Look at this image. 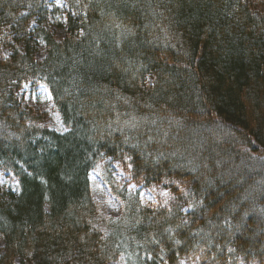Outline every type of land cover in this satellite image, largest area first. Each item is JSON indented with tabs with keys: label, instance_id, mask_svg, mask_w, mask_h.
Masks as SVG:
<instances>
[{
	"label": "trees",
	"instance_id": "trees-1",
	"mask_svg": "<svg viewBox=\"0 0 264 264\" xmlns=\"http://www.w3.org/2000/svg\"><path fill=\"white\" fill-rule=\"evenodd\" d=\"M0 46V170L17 182L0 264H264L263 0H0ZM36 79L65 133L22 105ZM113 161L108 216L88 177ZM164 182L162 205L127 189Z\"/></svg>",
	"mask_w": 264,
	"mask_h": 264
},
{
	"label": "rangeland",
	"instance_id": "rangeland-1",
	"mask_svg": "<svg viewBox=\"0 0 264 264\" xmlns=\"http://www.w3.org/2000/svg\"><path fill=\"white\" fill-rule=\"evenodd\" d=\"M50 1L55 7H62L63 0ZM57 19V15H54L52 18L53 22L52 24H50V28L55 34H57V36H61L63 35L65 28L63 27L62 22L57 21ZM54 21L57 22L55 23ZM44 52V46L41 45L37 51L38 58H42L44 56ZM9 53V49H2L0 46V55H2L3 57H7ZM20 98V101L25 108L31 109L32 111H35L37 113H44L45 123L49 130L55 131L60 134L66 132L59 114L52 108V97L51 95H49L43 81L36 79L26 83L25 85L23 84V90L21 92ZM117 163L118 162L113 161L109 170L107 171H104L102 167H97L95 170L89 173L88 177L89 189L92 199L98 207L105 211L108 216H115L116 214H118L119 207L116 200L111 196L109 187L104 182V180L107 179L110 181L123 182L125 177L124 171L120 169ZM165 183L166 182L157 187L148 188H141L139 186L134 187L133 185H129L127 189L139 194V199L142 206H153L158 202H162L160 203L162 205L164 202L168 201L166 198L168 190ZM121 186H123V184ZM0 189L10 192H17L16 180H14L9 175L2 174L1 170ZM3 244V238L0 234V251L2 250ZM115 264H127V258H121L120 261Z\"/></svg>",
	"mask_w": 264,
	"mask_h": 264
}]
</instances>
